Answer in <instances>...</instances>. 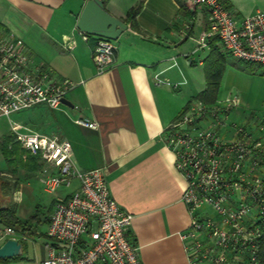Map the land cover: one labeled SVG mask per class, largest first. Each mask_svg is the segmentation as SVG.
Returning a JSON list of instances; mask_svg holds the SVG:
<instances>
[{"label":"crops","instance_id":"0c3cea01","mask_svg":"<svg viewBox=\"0 0 264 264\" xmlns=\"http://www.w3.org/2000/svg\"><path fill=\"white\" fill-rule=\"evenodd\" d=\"M225 1L242 18L264 11V0ZM87 2L0 0V28L21 38L35 60L59 79L76 84L67 96L74 107L57 111L35 107L18 113L17 123L44 135L59 133L72 144L79 169H104L113 198L133 217L130 237L139 249L141 264H190L181 238L191 223L182 200L187 182L161 136L207 88L206 78L195 87L188 74L198 69L203 73L212 50L211 45H198V39L209 30L206 13L201 10L198 15L201 11L194 9L193 0H105L108 12L128 25V30L115 41L113 66L98 73L93 64L97 39L82 40L76 27ZM139 4L143 6L135 20L136 29L127 16ZM182 5L186 13L180 9ZM187 16L195 18L188 34L182 25ZM67 39L76 44L66 46ZM214 45L227 60L217 96L221 100L226 71L241 62L232 59L218 41ZM156 75L176 86L158 85ZM238 98L240 106L242 99ZM78 118L97 123V128L79 126ZM40 168L16 171L19 186L14 198L20 220L22 210L31 208L32 216V207L38 206V220L43 221L58 196L70 192L62 189L56 195L47 194ZM26 200L30 206L25 205ZM44 227L47 231L48 224ZM44 239L41 261L50 245L48 236ZM27 242L22 246L23 255L13 264H24Z\"/></svg>","mask_w":264,"mask_h":264},{"label":"built area","instance_id":"2783aa9c","mask_svg":"<svg viewBox=\"0 0 264 264\" xmlns=\"http://www.w3.org/2000/svg\"><path fill=\"white\" fill-rule=\"evenodd\" d=\"M192 3L195 9L205 11L209 22V30L198 39V45L208 47L217 39L232 59L259 66L264 75V11L242 18L225 0ZM194 21L192 17L184 22L186 33ZM79 36L84 41L92 37L81 31ZM94 37L93 64L98 73H104L116 60L115 41ZM69 44L76 42L67 39L66 46ZM156 83L175 85L159 75ZM75 87L37 62L16 34L0 28V120L10 122L24 159L30 156L41 165L45 192L56 195L62 189L70 191L58 196L49 214L46 235L50 245L40 264H141L139 249L130 237L133 217L113 198L104 169H79L72 157V144L59 133L44 135L11 118L40 106L61 110L66 107L63 100ZM238 107V96L223 105L190 102L161 136L187 182L182 200L191 223L181 238L190 264H235L244 252L248 253V264H260L258 222L248 233L240 225L252 215L253 208L259 217L264 211V119L256 125L228 124ZM75 122L83 128H97V123L85 118ZM203 205L215 211L222 226L234 231L221 232L216 246L205 248L198 238L215 222L202 214ZM0 237V246L11 239L22 246L29 241L12 227L5 228ZM0 264L9 263L0 260Z\"/></svg>","mask_w":264,"mask_h":264},{"label":"rangeland","instance_id":"374dc122","mask_svg":"<svg viewBox=\"0 0 264 264\" xmlns=\"http://www.w3.org/2000/svg\"><path fill=\"white\" fill-rule=\"evenodd\" d=\"M195 9V8H194ZM200 9V8H199ZM202 9H200L201 11ZM202 11L198 13L201 15ZM192 17L187 16L185 21L187 22ZM184 21V22H185ZM183 22V26H184ZM185 29V27H183ZM182 28V29H183ZM185 32V31H184ZM186 33V32H185ZM188 34V33H186ZM189 76L193 77V86L197 87L199 84L203 82L205 79L204 72L200 69L191 71L188 73ZM224 77V76H223ZM221 86V83H220ZM223 89L220 96L221 100L217 99V102L212 105H223L227 99H229L232 95L239 96L242 99V105L240 104L239 108L232 112L230 118L228 120V124L236 123L240 124L243 122L247 123H257L260 120L264 119V75L262 74L261 68L258 69L257 65L254 64H244L240 63L236 67L230 66L226 71L225 79L223 82ZM221 89V87H220ZM220 92V90H219ZM219 94V93H218ZM200 100L193 99L191 102H199ZM210 105V106H212ZM244 108V109H243ZM13 121L19 122L17 115L11 117ZM254 126V124H253ZM12 133L10 130V122L6 119L0 120V207H15V195L18 190V181L16 179V171L21 170V168H25L24 165H27L30 162L29 156H26L24 159V151L21 146L16 142L15 137L11 142H9V146L11 151H13V156L10 157V161L5 160L2 155V150L4 145L8 140L12 138ZM15 139V140H14ZM15 144L18 145V151L15 150ZM14 145V146H13ZM39 165V163H37ZM25 205L30 206V202L28 200L25 201ZM35 206L32 207V212H35ZM17 208V207H16ZM31 209V208H30ZM29 208H25V211L20 212L21 220L29 221L31 216V210ZM17 211V209H16ZM202 214L211 218L213 222H215L214 227L206 228L204 232L198 238V242L202 245V247H210L216 246L218 240L220 238L221 232L227 231V233H234L233 228L225 227L221 225L220 218L216 215L215 211L207 205H203ZM18 212V211H17ZM50 211L45 212V218L42 219L43 223L48 224L47 216ZM252 215L243 219L242 224L240 225L242 230L248 233L250 230L255 229V225L260 218L257 214V208L252 209ZM18 218V217H17ZM31 222V220H30ZM33 223V224H32ZM43 223L31 222L35 232L39 235H46V228ZM257 226V225H256ZM7 227L3 224H0V236L2 231ZM231 230V231H230ZM217 233V235H215ZM243 234V233H242ZM37 235V236H39ZM47 236V235H46ZM1 238V237H0ZM29 238V237H28ZM30 239V238H29ZM44 238L37 237L36 239H30L25 245V253L27 254V259L23 261L24 264H38L42 257L44 256L43 247H44ZM214 252V249L213 251ZM246 255L241 258L236 257L235 264H248L247 256L248 253L244 252ZM230 258V254L227 255ZM14 259V258H12ZM12 259L3 260L5 262H11Z\"/></svg>","mask_w":264,"mask_h":264},{"label":"trees","instance_id":"16d2710c","mask_svg":"<svg viewBox=\"0 0 264 264\" xmlns=\"http://www.w3.org/2000/svg\"><path fill=\"white\" fill-rule=\"evenodd\" d=\"M142 6L143 4H139L138 6L131 8L127 16V21H129L131 25L136 29L138 28V25L136 24L135 20ZM180 9L184 13H186L184 5H182ZM216 42H217V39H213L210 43L212 50H211L210 56L206 60L205 67H204V74L206 78L207 88L205 91L201 92L199 96L197 97V100L203 101L206 105H212L217 102V96H218V93L221 87L220 83L224 76V70H225V66L227 63L224 53H221L218 47L214 45ZM258 69H260L259 66H258ZM13 138L14 137L12 136V138L7 141V143L4 145L3 150H2L3 158L8 161H10V157L13 156V153H14L13 151H11L10 147H8L9 142H11ZM18 147L19 146L15 144L16 151H18ZM28 158L30 159V162L27 165H24V167L30 170H34V169L38 170L39 165L37 164L38 163L37 159L32 158L30 156ZM40 212H41L40 207L37 206L35 208V214L32 215L30 218L31 222L42 223L40 222V220H38V217H39L38 213ZM30 220L22 221L19 218H17L16 207H12V208L11 207H0V224H3L7 227H12L15 229L16 232H18L19 234L23 236L25 235L29 237L30 239H36L37 237L45 238L46 235L41 236L37 232H35L33 225H31ZM257 227H259V236L257 238L258 239L257 256H258V260L260 261V264H264V211L262 212L260 216V219L257 223ZM19 259L20 257H17V258L12 259L11 262H6V263L12 264L13 262H17Z\"/></svg>","mask_w":264,"mask_h":264},{"label":"water","instance_id":"95a60500","mask_svg":"<svg viewBox=\"0 0 264 264\" xmlns=\"http://www.w3.org/2000/svg\"><path fill=\"white\" fill-rule=\"evenodd\" d=\"M77 23V28L90 36L118 41L128 30L122 20L109 13L105 0H88ZM67 107H74L67 99L63 100ZM23 255L22 245L15 240H9L0 246V260L12 259Z\"/></svg>","mask_w":264,"mask_h":264}]
</instances>
